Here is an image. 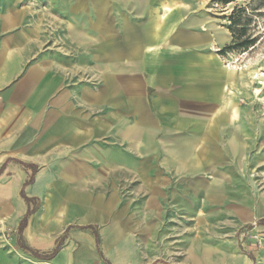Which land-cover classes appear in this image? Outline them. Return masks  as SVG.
Listing matches in <instances>:
<instances>
[{
    "label": "crops",
    "instance_id": "obj_1",
    "mask_svg": "<svg viewBox=\"0 0 264 264\" xmlns=\"http://www.w3.org/2000/svg\"><path fill=\"white\" fill-rule=\"evenodd\" d=\"M207 1L0 0V264H172L163 218L250 219L224 166L264 120ZM216 249L191 263L264 264Z\"/></svg>",
    "mask_w": 264,
    "mask_h": 264
},
{
    "label": "rangeland",
    "instance_id": "obj_2",
    "mask_svg": "<svg viewBox=\"0 0 264 264\" xmlns=\"http://www.w3.org/2000/svg\"><path fill=\"white\" fill-rule=\"evenodd\" d=\"M233 6L232 4L223 7L214 0H208L206 9L211 17L218 19L224 26L227 21L222 18ZM251 29L252 34L259 37L254 49L247 52H231L226 54L224 59L238 70L243 85L251 86L250 88L245 86V90L253 100L255 113L260 114L255 116V124H258L264 120V17L255 18ZM255 90L259 93L255 94ZM242 135L244 136L242 138L247 140L248 151L239 153L236 169L225 165L224 173L229 179L228 195L232 198L231 203L235 205V208L229 211H240L244 217L250 219L241 221L232 215L213 216L214 211L208 209L205 211V208L203 211L200 210L203 209L202 198L200 202L197 201L200 207L192 211L189 217L175 215L165 217L160 222L159 242L152 248L159 253L158 258L172 264H192L190 255L193 256L197 252L199 244L211 250L217 248L216 250L222 251L228 257L230 254L240 256L254 250L264 251V230L257 225L260 220L257 213L264 207V136L259 131L255 132L253 139L250 136L247 138L246 132ZM204 178L210 180L211 176L206 173ZM133 187L132 184H128L122 194L132 206L138 202ZM167 203L163 204L166 206ZM171 207L173 205L168 206ZM163 240H167L169 244L165 245ZM8 241L9 236L1 237L0 246L3 250H10V247H5L8 246Z\"/></svg>",
    "mask_w": 264,
    "mask_h": 264
},
{
    "label": "trees",
    "instance_id": "obj_3",
    "mask_svg": "<svg viewBox=\"0 0 264 264\" xmlns=\"http://www.w3.org/2000/svg\"><path fill=\"white\" fill-rule=\"evenodd\" d=\"M214 1L220 3L223 7L234 5L228 14L222 18L227 21V24L223 27L229 32L231 41L218 52V55L225 56L231 52H247L254 49L259 37L252 34L251 25L255 18L264 17V0ZM260 223H264V221ZM20 247L25 249L21 244Z\"/></svg>",
    "mask_w": 264,
    "mask_h": 264
}]
</instances>
